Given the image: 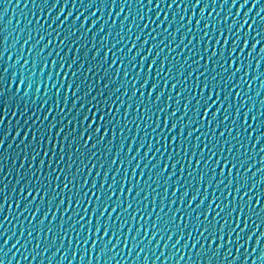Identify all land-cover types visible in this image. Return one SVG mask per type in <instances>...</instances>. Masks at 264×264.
Instances as JSON below:
<instances>
[{
    "label": "water",
    "instance_id": "obj_1",
    "mask_svg": "<svg viewBox=\"0 0 264 264\" xmlns=\"http://www.w3.org/2000/svg\"><path fill=\"white\" fill-rule=\"evenodd\" d=\"M262 17L264 0H0V264H264V36L257 35L264 32ZM237 33L233 60L248 57L253 37L260 42L245 67L236 61L229 68ZM245 33L249 46L241 53ZM21 71L32 78V87L19 83ZM213 76L221 95L205 115L203 103L199 109L196 104L204 82ZM203 96L208 89L203 88ZM93 108L103 112L87 129L88 122L78 117L91 116ZM173 111L174 119L184 117L180 127L198 111L190 128L184 127L183 140L180 127L170 133L164 126ZM98 125L107 133L103 142L93 135L85 145L81 136L86 139ZM173 136L177 140L169 146ZM234 157L242 166L232 169V178L238 172L247 181L239 195L236 183L229 185V168L220 174L226 158ZM101 184L104 199L109 185L115 193L100 220L115 227L107 236L103 229L95 235L107 244L102 256V244L94 248L92 235L100 213L92 193L99 194ZM89 189L77 207L73 194ZM241 196L245 213L251 198V219L237 221V212L229 218L227 209L216 215L217 205L224 203L238 211ZM117 199L121 207L112 212ZM213 216L217 230L225 220L231 228L237 222L244 228L247 219V228L229 237L226 227L223 240L207 232L201 236Z\"/></svg>",
    "mask_w": 264,
    "mask_h": 264
},
{
    "label": "snow or ice",
    "instance_id": "obj_2",
    "mask_svg": "<svg viewBox=\"0 0 264 264\" xmlns=\"http://www.w3.org/2000/svg\"><path fill=\"white\" fill-rule=\"evenodd\" d=\"M197 4H199V0H197ZM242 6L243 5H241V7ZM157 7H159V5H157ZM68 15L70 16L71 12H69ZM81 15H83V13H81ZM93 15H95V13H93ZM258 15H259V13H258ZM201 17H203V11H201ZM57 19H59V16L57 17ZM66 19H67V17H65V20ZM77 19H79V17H77ZM261 19H262V21H264V17H262ZM198 25H199V21H197V26ZM231 27L232 26H229V30L231 29ZM206 28H207V25H206ZM101 31H103V29H101ZM257 35L258 36H264V32L257 33ZM137 39H139V37H137ZM238 42H239V34L237 33V40H236V42L233 43L232 49L229 51V57H228L229 68H231V64L235 63L236 61H239L241 63V66L245 67L244 61L246 59H250L252 57L253 52H255L256 46H257V44L260 41L257 40L256 37H253V42H252V45H251V48H252L253 51L248 54V57H244L243 55H240V56H236L235 60H233V55L232 54L236 52L237 46H238ZM225 44H227V39H225ZM248 46H249L248 45V34L245 33V35H244V44H243L242 47H240L239 51L241 53H243L244 49L247 48ZM129 51H131V49H129ZM260 51H261V54L264 55V48H262ZM137 55H139V53H137ZM215 55H216V53L214 52L213 56H215ZM220 56H221V61H220L221 68L223 70V50H221ZM125 58L127 59V57H125ZM135 61H136V56H132L131 59H130V62L132 64H134ZM113 63H115V56H113ZM141 63H143V60H141ZM152 63L154 64L155 61H153ZM151 67L152 66L150 65L149 66V71H151ZM161 67H163V61L161 62ZM256 67H257V69L260 67V61L259 60H257V62H256ZM4 71H7V68H5ZM169 71H171V69H169ZM236 71L239 72L240 68H237ZM245 74L247 75V73H245ZM20 75H21V79H20L19 83L21 85H25L26 84L29 88L32 87V83H33L32 78L31 77H25L24 74H23V71H21ZM157 75H159V73H157ZM48 79H51V77H48ZM229 79H231V77H229ZM215 81H216V76H213L211 78V80H208V81L204 82L203 88L208 89V96L206 98L203 96V88H202L201 89L200 100H198L197 104H196L197 109H199L200 104L203 103L204 114L205 115H207L209 113L210 109L214 105L217 104V102H218V100L220 98V95H221V92L217 91V85L215 84ZM35 83H36L37 90H39L40 82L36 81ZM145 83H147V78L145 80ZM67 87L68 88H72V87H75V85H68ZM173 87H175V85H173ZM155 88H156V84L154 83L152 85V90L155 91ZM17 91H19V88L17 89ZM149 95L151 96V92L149 93ZM160 95H162V93ZM160 95H157V97H156L157 102L160 99ZM213 95L216 96V100H213ZM227 99H228V93H227V90L225 89L224 90V100H225V102L227 101ZM177 103L179 104V99L177 100ZM188 103H191V100H189ZM220 107H223V105H221ZM166 109H167V105H165L164 108L158 109V113H157L158 119H159V115L160 114H163V113L166 112ZM147 111H149V110H146V112ZM89 112H91V116L88 113H85L84 115L79 116L78 119L82 123L83 122H88L87 129H92V124L95 123V118L97 117L98 112H103V109L93 108V109H89ZM187 112H188V105L186 104L184 106V114L187 115ZM197 115H198V111H193L192 112V119L189 120L188 125H184L183 127H180L184 117L182 116L180 118V120L174 119V117L176 116V111H173L170 116H168V115L165 116V118H164V126L169 129L170 133L175 131L178 127H180V131H179L178 135L183 140V138H184V127H189L190 128V126L195 122V118L197 117ZM218 115H219V108L217 109L216 112H212L211 113V121H209V123L211 124L212 122H215L217 120V116ZM98 118H99V121L101 122V124L105 123L104 115L101 114V115H99ZM149 119H151V117H149ZM224 119L225 120L227 119V115H225ZM255 119H256V117H253V120H255ZM107 123L110 124V123H112V121L109 120ZM157 127H159L158 120H157ZM87 129L86 130H82V132L86 134ZM197 131H199V129H197ZM93 135H99L100 136V142H103L104 137L107 135V133L106 132L102 133V129L98 125L94 129L92 135H87L86 139L84 138V135L81 136V138L84 139L85 145H87V143L92 140V136ZM191 135H192V132L190 130L188 132V136L190 137ZM221 135H223V133H221ZM114 138L115 137L113 136V139ZM259 139L260 138L257 139V143H259ZM176 140H177V136H173L171 141L168 142L169 146H171L172 143H175ZM108 143L110 145L112 143V140H109ZM141 143H143V141ZM93 147H95V144L93 145ZM193 147H195V146H193ZM148 150L151 151V145H149V149ZM129 151H130V149H129ZM229 151H231V149H229ZM262 151H264V149H262ZM185 154L187 155V153H185ZM81 155H83V153H81ZM93 155H94V153H93ZM169 159L171 160V157H169ZM189 159H191V158H189ZM236 159H237L236 157H234L233 160H227V158H226V162L221 167V173L220 174H221V177H223V169L224 168H229V185H231L233 182H235L236 183L235 194L239 195V193L242 191V189L246 187L247 181H246L245 178L240 177L238 172H237L236 177L234 179L232 178V169L238 168V166H242V164L238 165V162H233ZM81 163L83 164V162H81ZM113 163H115V160H113ZM199 163H200L199 160H197V167L199 166ZM244 163H246V161ZM229 165H231V167H229ZM175 166H176L175 162L172 163V168L173 169H175ZM79 171H82V168L79 169L78 172ZM164 171H167V166L160 173L161 176L163 175ZM181 171H183V169H181ZM213 171H215V166H213ZM133 175H135V170H133ZM189 175H191V173ZM171 179H172V175H169L167 177V180H171ZM200 179L201 180L204 179L203 175H201ZM213 179H214V177H213ZM113 181H115V177H113ZM69 183H71V180H69ZM84 183L86 184L87 180H85ZM209 183H211V180L209 181ZM222 183H223V179H221L217 183V187H219V185L222 184ZM28 187H29L28 185H25V189H27ZM81 187H83V185H81ZM93 187H95V181H93ZM103 187H104L103 184H101V188H100L99 194L94 193V192L92 193V195L95 196V198H96V203L100 206L99 216L96 217L95 233L92 234L93 235V247L95 248L97 243H101L102 244L101 249H100L101 256L104 254V249L107 248V244L106 243H102L103 236H107L109 234V232L115 227L114 224H110L108 222H105L103 224L100 223V220L104 217L105 212L108 211V202L111 201L113 196L115 195V193L112 191L113 185H109L108 194L106 196V199H104L105 193L103 191ZM137 187H139V185H137ZM165 187H167V183H165ZM64 188L68 189V183H66L64 185ZM123 190H124V182L121 183V188H120V192H121L122 195H123ZM132 191H133L132 187H129L128 188V195L129 196L132 194ZM175 191H179V189H176ZM175 191H174L173 195H175ZM89 192H91V189H89L88 192H85L83 195H81L79 191H77V192H75L73 194L75 196V198L77 199V207H79L80 201H83L85 199V197L88 196ZM28 194L31 195V192H29ZM138 195H139V191H137V196ZM183 195H187V192H185ZM261 195H264V194H261ZM228 196H233V203H235V196L233 195V193L229 192ZM244 196H248V192H244ZM206 198L207 197H205V199ZM102 199L104 200V202L101 204V200ZM145 199H147V197H145ZM224 199H225V201H227L228 197L225 196ZM193 200H195V196H193L192 200L189 201V208H191ZM70 201H71V198H70ZM240 201L241 202H240V206H239V210L238 211H237L236 207H230L228 203H224L223 207H221L220 205H217V208H219L220 211L217 212L216 215L217 216L220 215V212H224L225 209H227V215H228L229 218L231 217L233 212H237V221H239L241 216H247V219H251L252 213L254 211V209L251 207V198L249 197V201H248V204H247V207H248V212L247 213H245V203H244V197L243 196L240 197ZM61 203H63V201H61ZM211 203H215V200H213ZM211 203L209 205V208H211ZM202 204H203V200H201L200 205H197V209H199ZM256 204H257V206L260 205L259 198H257ZM29 206L30 205H26L25 211H27V207H29ZM69 206H71V204H69ZM120 207H121V202H120L119 199H117V201L115 203V206L112 207V212H116L117 209L120 208ZM129 208H131V203L127 204V206L124 208V211L127 212ZM161 210H163V209H161ZM85 211L87 212V209H85ZM260 213H264V208L260 209ZM260 213H257V215H260ZM92 215L93 216L96 215V208H93ZM208 215H210V212L208 210H206L204 212L205 221H207ZM108 219L111 220V214H109ZM117 219H119V217H117ZM199 219H200L199 215H197L196 220H197L198 223H199ZM247 219H245V221H244V228L240 227L239 222H237L235 228H231L229 223H228V221L225 220L224 225H222L217 230V228H216V223H217L216 216H213L212 222L210 224H206V226H204V231L201 232L200 235L203 236L204 233L207 232V233H209V235L218 236V239L223 240L224 239V229L226 227L229 228V233H228L229 237L231 235V232H235L237 229H239L240 234H242L243 231L245 230V228H247ZM88 227H89V232L91 233V220H89ZM101 229H103V236H101L100 240L97 241L95 239V235L99 234L101 232ZM88 238L89 237L86 235L85 236V242H87ZM180 238L183 239V237H180ZM5 243H7V241H5ZM108 243H110V241ZM177 243H179V240L177 241ZM193 247H195V245H193ZM217 250H219V246H218ZM262 258H264V257H262ZM98 259H99V257H98ZM181 259H183V257H181Z\"/></svg>",
    "mask_w": 264,
    "mask_h": 264
}]
</instances>
